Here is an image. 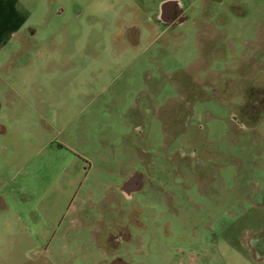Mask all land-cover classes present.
<instances>
[{"label":"rangeland","instance_id":"374dc122","mask_svg":"<svg viewBox=\"0 0 264 264\" xmlns=\"http://www.w3.org/2000/svg\"><path fill=\"white\" fill-rule=\"evenodd\" d=\"M18 3L0 264H264V0Z\"/></svg>","mask_w":264,"mask_h":264},{"label":"crops","instance_id":"0c3cea01","mask_svg":"<svg viewBox=\"0 0 264 264\" xmlns=\"http://www.w3.org/2000/svg\"><path fill=\"white\" fill-rule=\"evenodd\" d=\"M18 0H0V56L3 53H8L10 59L5 63H0V76L2 72L9 66V62L14 57V54L18 52H12V48H9L11 41H17V36L20 38V42L26 40V33L23 31V26L27 23L29 15L18 6ZM24 46L21 48V52H25ZM103 240V239H102ZM103 246V244H100ZM99 245V246H100ZM104 257L102 260L95 262L94 264H112V259L106 255L103 251ZM125 264H130L128 261Z\"/></svg>","mask_w":264,"mask_h":264},{"label":"flooded vegetation","instance_id":"af4514ba","mask_svg":"<svg viewBox=\"0 0 264 264\" xmlns=\"http://www.w3.org/2000/svg\"><path fill=\"white\" fill-rule=\"evenodd\" d=\"M166 17L167 15L164 16L165 19ZM104 229L105 233L102 247H105L111 253L110 257L112 259V264H125L126 260L117 255V251L119 250L120 245L129 240V226L110 224L108 228L105 227ZM114 233L116 234L114 235ZM105 248H102L103 251H106Z\"/></svg>","mask_w":264,"mask_h":264},{"label":"water","instance_id":"95a60500","mask_svg":"<svg viewBox=\"0 0 264 264\" xmlns=\"http://www.w3.org/2000/svg\"><path fill=\"white\" fill-rule=\"evenodd\" d=\"M142 181L141 176L135 175L131 179L127 181V183L124 185V190L126 191H136L139 189V184Z\"/></svg>","mask_w":264,"mask_h":264}]
</instances>
